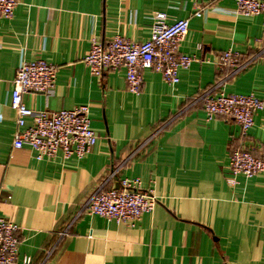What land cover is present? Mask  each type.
Here are the masks:
<instances>
[{"label": "crops", "instance_id": "obj_1", "mask_svg": "<svg viewBox=\"0 0 264 264\" xmlns=\"http://www.w3.org/2000/svg\"><path fill=\"white\" fill-rule=\"evenodd\" d=\"M161 12L168 23L190 18L180 51L196 60L176 85L144 69L135 94L122 69L91 73L93 38L144 42ZM229 49L248 61L236 74L215 65ZM36 59L56 65V84L25 93L29 107L90 105L99 140L82 158L59 151L39 161L13 146V79ZM221 92L264 101V16L238 14L235 0H19L12 18H0V214L21 227L19 263L264 264V173L227 181L237 145L264 151V109L242 138L232 119L208 118L203 96ZM125 177L155 190L152 211L129 226L86 210L103 184Z\"/></svg>", "mask_w": 264, "mask_h": 264}, {"label": "built area", "instance_id": "obj_2", "mask_svg": "<svg viewBox=\"0 0 264 264\" xmlns=\"http://www.w3.org/2000/svg\"><path fill=\"white\" fill-rule=\"evenodd\" d=\"M236 11L245 16H264V0H235ZM19 0H0V18H12ZM196 16H201L197 7ZM190 18L174 23L167 22L166 13H158L149 39L133 41L122 34H115L103 43L97 38L91 41L86 57L90 71L102 76L105 71H125L128 90L138 94L143 86V70L159 72L166 83L176 85L180 81L179 70L188 68L195 55L180 51L182 41L189 32ZM248 61H242L240 53L229 49L215 60L218 70L241 71ZM57 67L44 59L24 60L13 79L11 106L16 112L17 130L13 146L17 149L28 147L36 160L51 159L62 151L65 158L84 157L97 144L98 134L92 128L90 105L82 104L72 109L58 111L35 110L29 107L23 95L28 92H51L56 84ZM204 109L209 119L226 117L236 122L245 137L255 123V115L264 109V101L255 94L206 93L203 96ZM28 119L32 120L26 126ZM230 175L227 181L237 183L239 176L253 177L264 173V151L259 155L251 147L241 143L231 155ZM158 198L152 188L144 189L140 178H122L117 186L105 188L103 184L86 204L90 214L118 223L133 226L144 213L150 212ZM21 227L12 219L0 214V264H33L30 256H24L19 263Z\"/></svg>", "mask_w": 264, "mask_h": 264}, {"label": "trees", "instance_id": "obj_3", "mask_svg": "<svg viewBox=\"0 0 264 264\" xmlns=\"http://www.w3.org/2000/svg\"><path fill=\"white\" fill-rule=\"evenodd\" d=\"M227 71H231L230 69H228Z\"/></svg>", "mask_w": 264, "mask_h": 264}]
</instances>
